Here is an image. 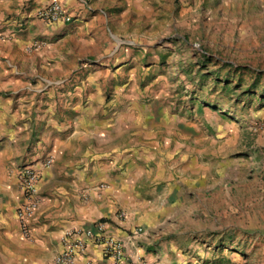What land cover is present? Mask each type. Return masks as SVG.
Masks as SVG:
<instances>
[{
	"label": "rangeland",
	"instance_id": "rangeland-1",
	"mask_svg": "<svg viewBox=\"0 0 264 264\" xmlns=\"http://www.w3.org/2000/svg\"><path fill=\"white\" fill-rule=\"evenodd\" d=\"M97 1L85 0L88 6ZM109 1L113 0L106 1L103 11L107 15L110 10L119 12L120 1L114 0L112 8ZM161 1L164 7L167 4L169 17L144 24L133 18L108 23L104 35L96 25L90 36L98 55L112 53L116 66L136 70L131 101L158 103L174 123L168 120V127L197 134L167 138L172 144L180 140L187 145L182 154L209 169L206 174L177 171L171 181L180 191L167 201L152 191L153 177L145 176L129 185L117 210L150 213L160 209V221L151 227L155 232L149 233L154 238L144 242L147 258L154 264H264V0ZM43 46L35 43L33 48ZM91 60L78 61L58 86L85 79V66L93 65ZM106 95L107 104L113 89ZM165 136L159 135V141ZM47 154L53 155L40 134L2 151L0 264H10L8 251L15 250L5 236L7 225L17 224L24 241L32 236L31 230L24 233L16 216L20 205L17 173ZM70 156L78 158L74 153ZM55 171V182L46 188L42 185L41 197L73 182L82 194L101 184L105 189L109 186L105 181L89 185L75 174L66 175L63 161ZM21 251L18 254L26 258L35 254L29 247ZM40 254L45 261L49 253ZM16 264L30 263L18 258Z\"/></svg>",
	"mask_w": 264,
	"mask_h": 264
},
{
	"label": "crops",
	"instance_id": "crops-1",
	"mask_svg": "<svg viewBox=\"0 0 264 264\" xmlns=\"http://www.w3.org/2000/svg\"><path fill=\"white\" fill-rule=\"evenodd\" d=\"M53 1L72 12L71 23L50 24L28 17ZM106 1L88 6L85 0H0V159L7 147L40 134L50 146L54 165L43 172L39 189L55 182V169L61 161L66 175L75 174L89 185L109 183L107 189L101 184L83 194L77 182L68 188L60 187L56 194L45 191L40 210L31 220L30 241L21 239L17 224L5 228V236L15 249L8 251L10 264H16L18 258L30 264H53L67 232L99 220L109 221L115 235L139 226L155 232L151 227L160 221V209L150 213L128 210L127 219L118 221L117 214L122 212L117 210L118 204L129 192V185L139 183L145 176L153 177L152 191L163 194L167 201L180 191L171 181L177 171L184 168L206 174L209 169L182 154L187 145L180 140L172 144L167 138L172 134H197L168 127L170 119L160 104L131 101L135 98L136 70L116 66L112 53L98 55V46L90 36L96 25L98 33L104 35L108 23L129 22L130 18L143 24L157 22L160 17H169L167 4L164 7L161 0H115L120 1L119 12L110 10L107 15L103 11ZM115 1H109L110 8ZM35 43L44 46L35 49ZM90 58L93 65L85 66V79L58 86L76 69L78 61ZM109 89H113V95L106 104ZM169 124L174 125L171 120ZM163 133L167 136L161 142L159 135ZM73 153L78 158H72ZM15 185L21 203L17 180ZM150 238L154 236L145 242ZM25 247L35 249V254L30 258L19 255ZM42 251L49 253L45 261ZM140 252L147 258L145 249ZM77 264L112 262L91 244L78 257Z\"/></svg>",
	"mask_w": 264,
	"mask_h": 264
},
{
	"label": "built area",
	"instance_id": "built-area-1",
	"mask_svg": "<svg viewBox=\"0 0 264 264\" xmlns=\"http://www.w3.org/2000/svg\"><path fill=\"white\" fill-rule=\"evenodd\" d=\"M28 17L50 24H68L73 20L72 12L58 1L35 9ZM53 165V155L47 154L25 164L17 173L16 180L22 193V201L16 210V216L24 233L31 230V220L42 204L39 189L42 174ZM117 219L120 222L125 221L126 213L119 212ZM149 236L148 230L141 226L123 235H115L109 221L99 220L90 226L67 232L61 251L53 258V264H77L78 257L86 253L91 244L98 247L102 257L112 264H150L144 253L140 252L143 251V243Z\"/></svg>",
	"mask_w": 264,
	"mask_h": 264
}]
</instances>
